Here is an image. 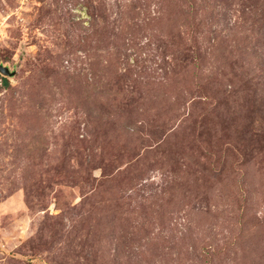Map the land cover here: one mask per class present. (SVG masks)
Returning <instances> with one entry per match:
<instances>
[{"label":"rangeland","instance_id":"obj_1","mask_svg":"<svg viewBox=\"0 0 264 264\" xmlns=\"http://www.w3.org/2000/svg\"><path fill=\"white\" fill-rule=\"evenodd\" d=\"M0 64V264H264V0H0Z\"/></svg>","mask_w":264,"mask_h":264},{"label":"water","instance_id":"obj_2","mask_svg":"<svg viewBox=\"0 0 264 264\" xmlns=\"http://www.w3.org/2000/svg\"><path fill=\"white\" fill-rule=\"evenodd\" d=\"M0 71L6 75H13L15 71H11V69L3 64H0Z\"/></svg>","mask_w":264,"mask_h":264},{"label":"trees","instance_id":"obj_3","mask_svg":"<svg viewBox=\"0 0 264 264\" xmlns=\"http://www.w3.org/2000/svg\"><path fill=\"white\" fill-rule=\"evenodd\" d=\"M8 83V81H6V83L5 84H7Z\"/></svg>","mask_w":264,"mask_h":264}]
</instances>
